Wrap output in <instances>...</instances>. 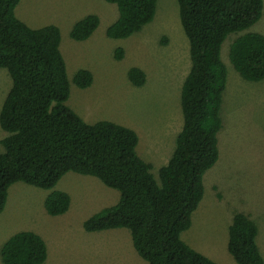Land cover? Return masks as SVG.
Wrapping results in <instances>:
<instances>
[{
  "label": "trees",
  "instance_id": "trees-1",
  "mask_svg": "<svg viewBox=\"0 0 264 264\" xmlns=\"http://www.w3.org/2000/svg\"><path fill=\"white\" fill-rule=\"evenodd\" d=\"M22 0H0V69L12 80L0 113L7 136L1 141L0 216L9 191L17 183L53 190L69 173L98 179L120 194L119 202L102 209L83 224L86 233L127 229L133 247L147 264H217L186 244L182 235L192 226L193 214L204 195V176L219 160L218 135L228 84V66L222 50L229 36L258 23L264 0H177L179 16L189 41L191 69L182 87L184 126L176 150L159 172L139 155L140 137L132 128L100 121L88 124L67 105L71 82L61 50L58 26L31 28L16 13ZM117 6L119 17L106 32L109 39L127 40L151 24L159 0H105ZM101 19L95 14L79 20L70 37L88 41ZM125 51H115L116 60ZM230 64L248 82L264 80V36L248 33L236 38ZM129 82L147 83L146 73L133 67ZM80 89L94 83L90 71L73 79ZM66 192H51L45 199L49 216L69 212ZM258 226L245 214L233 217L228 252L237 264H264L257 244ZM2 264H46L45 239L33 231L12 235L0 248Z\"/></svg>",
  "mask_w": 264,
  "mask_h": 264
},
{
  "label": "rangeland",
  "instance_id": "rangeland-1",
  "mask_svg": "<svg viewBox=\"0 0 264 264\" xmlns=\"http://www.w3.org/2000/svg\"><path fill=\"white\" fill-rule=\"evenodd\" d=\"M16 13L31 28H60L71 82L67 105L88 124L110 121L135 130L140 137L139 155L152 165L160 182L159 172L171 160L184 126L181 93L191 69L178 1L159 0L154 21L127 40L107 37L119 11L105 0H22ZM91 14L101 19L98 30L88 41L72 40L73 26ZM248 33L264 36V12L258 23L229 36L223 46L229 77L221 110L219 160L204 176V198L193 214L191 228L182 235L192 249L217 264H237L228 252V241L229 227L238 213L258 226L257 244L264 258V80H244L229 60L233 41ZM118 48L125 51L120 61L115 58ZM133 67L146 73L145 86L137 88L129 82L128 71ZM80 70L94 76L88 89L73 83ZM11 88L8 72L0 69V113ZM6 136L0 126V153ZM55 191L68 193L72 202L65 215L51 217L44 203ZM119 200L118 191L75 173L64 176L51 191L17 183L0 216V248L12 235L33 231L47 243L46 264H147L136 253L129 230L90 234L83 229L85 221Z\"/></svg>",
  "mask_w": 264,
  "mask_h": 264
}]
</instances>
